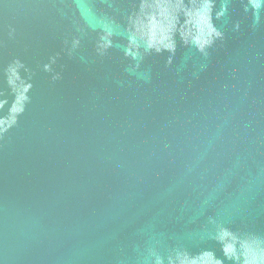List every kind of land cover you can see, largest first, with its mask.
I'll return each instance as SVG.
<instances>
[{"label":"water","instance_id":"water-1","mask_svg":"<svg viewBox=\"0 0 264 264\" xmlns=\"http://www.w3.org/2000/svg\"><path fill=\"white\" fill-rule=\"evenodd\" d=\"M0 264H264V0H0Z\"/></svg>","mask_w":264,"mask_h":264}]
</instances>
